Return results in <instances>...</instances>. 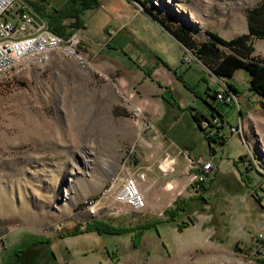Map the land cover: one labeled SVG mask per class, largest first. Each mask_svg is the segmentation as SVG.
Segmentation results:
<instances>
[{
	"label": "rangeland",
	"instance_id": "374dc122",
	"mask_svg": "<svg viewBox=\"0 0 264 264\" xmlns=\"http://www.w3.org/2000/svg\"><path fill=\"white\" fill-rule=\"evenodd\" d=\"M67 1L44 0V18L50 20L55 10H68ZM104 1L106 6L132 3ZM142 1L145 4L135 3L137 8L157 15L166 28H186L201 41L208 38L207 30L226 39L246 32L245 12L260 0ZM168 43L169 52L173 47L178 50L174 41ZM254 47L264 54V38L256 39ZM53 57L41 68L15 73L10 80L0 78V264H264L263 176L240 160L245 150L243 127L242 135H230L222 151L211 156L217 171L204 182L208 190L202 195L207 202L201 198L188 201V205L179 202L186 210L174 223L192 219L188 227L178 230L172 223L148 229L136 246L129 234L88 232L59 238V232L93 218L79 212L82 202L97 193L94 191L105 175L103 167L118 158L122 146L112 134L104 138L96 135L98 117L107 125L110 114H84V70L58 52ZM72 76L78 81H72ZM239 82V89L248 93L246 83ZM261 102L264 98L258 94L257 99L249 98L253 115L263 111L264 116ZM222 106L225 113L228 110L226 118L222 117L227 128L238 126V120L242 124L241 118L236 120L237 109ZM226 127L219 129L224 135L228 134ZM86 132L89 137L84 136ZM194 143L195 154L208 155L202 135ZM256 155H260L258 150ZM176 169L177 186L171 182L172 175L160 174L166 196L159 209H149L146 204L142 211L134 212L124 206L120 215L127 216L124 219L104 212L96 217L119 225L162 217L172 198L187 201L201 189L193 185V171L179 179L180 167ZM41 237L49 238V243L24 251L30 238Z\"/></svg>",
	"mask_w": 264,
	"mask_h": 264
},
{
	"label": "crops",
	"instance_id": "0c3cea01",
	"mask_svg": "<svg viewBox=\"0 0 264 264\" xmlns=\"http://www.w3.org/2000/svg\"><path fill=\"white\" fill-rule=\"evenodd\" d=\"M26 1L38 13L37 20H46L54 32L68 36L78 31L82 38V48L93 67L108 77L103 79L93 71L84 70V114H110L111 120L108 121L111 124L108 122L105 125V121L101 123L98 117V122L94 124L96 135L104 138L112 134L122 146L118 158L103 167L105 175L101 179L100 188L105 179L118 172L123 165L126 173H144L145 178L139 185L143 188L141 190L146 204L149 209H159L166 196L163 184H160V174L173 176L179 166L180 179L187 173L201 170L190 168L187 159L178 154L177 148L186 150L194 157L209 160L215 158L222 151V145L230 140L229 137L221 143L215 128L203 129L194 118V114L208 116L212 113L226 118L228 110L225 113L222 105L228 106L230 110L232 107L237 109L236 120H242L246 139L243 143L244 155L240 160L249 166L247 170L256 169L264 178V116L263 111L260 112L262 116L253 115V109L249 108V98L257 99V93L249 88L250 74L245 69H237L231 77L221 79L208 73L197 60L184 63L182 43L149 12L137 8L133 0L132 3L125 1L124 6L116 3H108L106 6L104 0H68V10L61 13L55 10L54 15L50 14V20L44 18V0ZM130 8L134 11L130 12ZM62 17H65L64 20ZM153 23L155 27L151 26ZM173 41L178 50L173 47L169 52L168 42ZM254 54L264 57L255 47ZM72 81L77 82L78 77L72 76ZM239 81L246 83L248 93L239 89ZM230 83L238 90L234 93L239 99V107L235 103L227 105L223 102L217 106L219 101L215 99V92L222 91ZM129 102L143 108L157 132L156 136L144 134L132 124ZM249 118L255 120L256 124ZM197 130L199 136H196ZM201 135L207 144L209 156L197 155L192 149L195 147L194 139L200 140ZM84 136L89 137L88 132ZM130 145H135L134 150L127 155ZM256 150L260 155H256ZM165 153L175 157V164L171 172L163 174L158 163ZM263 178L261 185H264ZM178 181L176 176L171 179L174 186H177ZM179 198H172L164 209L172 207ZM118 216L123 219L127 217ZM23 232L26 233L25 230ZM31 241L32 238L24 251L38 248L35 246L39 245H30Z\"/></svg>",
	"mask_w": 264,
	"mask_h": 264
},
{
	"label": "built area",
	"instance_id": "2783aa9c",
	"mask_svg": "<svg viewBox=\"0 0 264 264\" xmlns=\"http://www.w3.org/2000/svg\"><path fill=\"white\" fill-rule=\"evenodd\" d=\"M36 16L38 13L26 0H0L1 79L10 80L15 73L41 68L57 52L74 61L79 68L93 71L103 79L108 78L105 73L93 67L90 58L82 48V38L78 31L72 32L68 36L60 35L50 29L46 20L39 21ZM183 48L185 51L183 61L186 64L191 60H196L190 49ZM214 95L217 101L235 103L239 107V99L231 91H216ZM128 108L129 118L135 127L140 128L144 134L149 133L153 137L157 135L152 122L146 117L141 106L129 102ZM200 123L204 128H215L222 140H226L228 135L230 137V135L243 134L240 120H238V126L228 125L227 128L221 116L211 114L204 116ZM225 127L228 132L226 135H224L225 132L219 131ZM241 137L245 143L244 136ZM134 146L130 145L127 148V155L133 152ZM176 150L178 154L187 159L190 168H201L192 175L193 185L199 187L201 181H205L208 175H213L217 171V167L212 164L211 159L205 161L202 157L192 156L186 150L183 151L180 148ZM174 164L175 157L165 153L159 161L158 167L163 174H166L173 170ZM262 173L264 174V171ZM144 178V173H126L122 165L118 172L105 179L96 194L83 200L79 212L97 218L96 216L100 212H104L108 216L121 215L124 206L134 212L142 211L146 207V200L140 190L139 181ZM260 236L261 234L258 235V237Z\"/></svg>",
	"mask_w": 264,
	"mask_h": 264
},
{
	"label": "trees",
	"instance_id": "16d2710c",
	"mask_svg": "<svg viewBox=\"0 0 264 264\" xmlns=\"http://www.w3.org/2000/svg\"><path fill=\"white\" fill-rule=\"evenodd\" d=\"M133 1L135 3L142 2L145 4L142 0ZM145 8L148 9V7ZM151 16L165 27L163 20L159 19L157 15L151 13ZM245 17L247 31L237 34L230 39L222 37L217 32L207 30L206 33L208 38L197 41L193 33L186 28H171L167 26V29L184 47L192 51L196 60L205 67L208 73L223 79L231 77L237 69H245L250 74L249 88L254 90L260 97L264 98V57L254 54V40L257 38H264V0H260L254 6L248 8L245 12ZM223 91H231L234 93L238 90L230 83ZM261 105L264 107V102H261ZM214 110H216V108H214ZM194 118L198 125L201 126L200 122L202 118H204V115L194 114ZM224 141L225 139L220 142L223 143ZM204 182V180L200 182L199 187H201V189L196 191L187 201L185 200L182 202L181 199H176L172 207L165 208L162 212V217H153L135 225H126L125 223L119 225L111 222L109 219L90 218L85 221L84 224L77 223L66 232H59L57 236L63 238L88 232H96L98 235L106 234L114 236L129 234L131 240L134 242V246H136L148 229L155 228V230H158L157 228L159 225L166 224L167 226L173 223V226H176L178 230H182L192 223V219H190L189 222L181 221L179 223H174L180 212L186 210V207L181 206L182 204L180 205L179 202L188 205V201L199 200L200 198L204 199V202H207L206 198L202 195L208 190ZM260 198L261 197H258V199ZM45 240L46 239L41 237L31 242L30 245L48 244L49 238H47V241ZM107 252L108 255L112 256V253L110 254L108 250Z\"/></svg>",
	"mask_w": 264,
	"mask_h": 264
}]
</instances>
